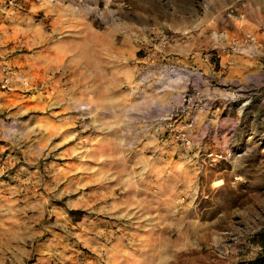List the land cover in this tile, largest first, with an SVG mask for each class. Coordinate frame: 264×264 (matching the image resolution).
<instances>
[{"label":"rangeland","instance_id":"obj_1","mask_svg":"<svg viewBox=\"0 0 264 264\" xmlns=\"http://www.w3.org/2000/svg\"><path fill=\"white\" fill-rule=\"evenodd\" d=\"M21 1L49 42L68 40L63 62L87 68L79 97L67 95L74 121L43 143L61 139L68 154L52 167L54 151L4 168L15 187L13 208L0 209L3 262L103 264L120 251L134 264L155 249L170 264H251L264 253V0H53L73 13L62 22L48 0L0 2ZM163 44L164 58L145 67ZM172 63L186 66L188 84L154 75ZM52 70L50 96L55 77L68 79ZM191 85L201 108L186 146L161 119ZM21 124L10 131L23 150L41 145L40 130Z\"/></svg>","mask_w":264,"mask_h":264},{"label":"crops","instance_id":"obj_2","mask_svg":"<svg viewBox=\"0 0 264 264\" xmlns=\"http://www.w3.org/2000/svg\"><path fill=\"white\" fill-rule=\"evenodd\" d=\"M52 2L53 0H48L46 3L49 5L45 4L44 6L41 5V7H47V5L50 9L53 7L52 11L57 13V17L54 20L55 22H57V20L61 22L67 20V14L70 16L73 15L70 8H65L63 10L61 4L57 2L53 4ZM3 4V2H0V65L1 61L5 60L7 64L15 70L19 77L25 78L31 83L34 82L38 84V82H44V86L48 85L42 92H25L21 86H19V83L16 82L15 89L12 92H0V152L2 153L0 154V209L2 208L7 216L8 209L10 207L13 208L14 198L10 196L14 195L13 187H15L8 182L6 183L4 180L5 173H14V171L7 170L13 168L17 161H21V158L23 160H31L33 163L37 162L40 158L45 159L46 156L43 157L42 155L46 151L55 152V159L46 160L44 162L52 167L59 163L60 158L68 154L67 146L62 148L63 144H60L61 139L54 141L55 146L51 148L49 147L51 144L45 146L43 143L45 140L50 142L53 136V128L62 130L63 127H67L74 121V116L69 112L70 106L67 95L71 92L70 94L73 95V98L79 97L78 91L84 81L85 72H83V70L87 68V63L75 59L74 61L63 62L62 58L67 50L68 43L66 41L68 40L49 42L47 33L40 26L41 22L34 20L32 15H27L24 1L18 3L15 7H3ZM152 66L153 65L145 67ZM185 67L186 66L176 65L174 63H172L171 66H159V71L156 70L154 75L158 72L160 73V71L164 69L171 70L173 78L170 79L169 82L172 83L174 81L173 83H178V72H180V70L186 71ZM56 68L64 70L68 79L66 77H64V79H57V77H55L54 81L56 83L51 85L55 95L50 96L49 93H51L52 90H48L50 84L49 80H47L49 77L48 73L53 76L55 71L52 69ZM60 70H57L60 75H57L58 77L62 76ZM144 82H150V85L153 87L155 85L154 83H160L162 79L160 77L154 78V76L150 78L141 76L137 84L143 85ZM61 85L66 86L64 91L60 89ZM44 91L45 94L43 93ZM152 91L157 90L152 88ZM176 102L177 98L174 103ZM170 103L174 104L172 101H169V104L164 107V110H166L168 105H171ZM57 114L61 116H57ZM16 122L25 123L30 125V127L33 125V130H40L38 139L40 142L42 141V144L40 145L38 142H35L29 149L23 150L22 142H20L19 137L15 138L13 132L10 131L11 127ZM159 123L160 122L155 121L157 128ZM47 147H49V150H47ZM4 168H7V170ZM4 225L6 226V224ZM8 241H10V238L8 239L6 235L0 234V244H8ZM3 247H6V245ZM0 251V264H5L3 260H5L7 253L6 251ZM107 255L106 257L104 256L103 264H127L128 258H124L120 251H112ZM61 257H66V255L64 254ZM122 259L125 260L121 261ZM167 259L168 257L164 256V253H159L155 249H149L137 252L134 264H166Z\"/></svg>","mask_w":264,"mask_h":264},{"label":"built area","instance_id":"obj_3","mask_svg":"<svg viewBox=\"0 0 264 264\" xmlns=\"http://www.w3.org/2000/svg\"><path fill=\"white\" fill-rule=\"evenodd\" d=\"M7 4L13 5L14 3H17L19 0H6ZM164 47L165 44L159 45L157 47H153L152 49H149V53L147 57H144V62L147 58L148 61H150V64H147V66L155 65L160 59L164 58ZM146 63V62H145ZM161 75L169 76L173 78L171 74V70H161ZM178 77H180L179 80H181L184 84H188L189 75L187 76L185 74L184 70H180L178 72ZM19 83V86L25 91H31L34 90V86L32 83H29L24 78L19 77L18 74H16L15 70L7 64L5 60L1 61L0 65V92H12L15 89V83ZM193 85V82H192ZM191 85V86H192ZM40 87H44L43 83H40ZM193 87V86H192ZM195 101L197 104L193 106V102ZM192 102V103H191ZM201 92L198 87H193L191 93L183 92L180 95V98L177 100L176 103L169 105L166 110L163 118L161 121H163L165 124V130L167 132L176 133L174 134L175 140H181L186 146H189L191 141L188 136H186V133L183 129H186L187 127H191L192 125V118L190 116L191 110L197 109V106L199 105V108H201ZM193 106V107H192ZM184 117V124L180 125L178 122V119L180 117ZM188 117L190 118V121L187 122ZM212 154H209L211 156ZM217 157H221L218 155H213L212 160L216 161Z\"/></svg>","mask_w":264,"mask_h":264},{"label":"trees","instance_id":"obj_4","mask_svg":"<svg viewBox=\"0 0 264 264\" xmlns=\"http://www.w3.org/2000/svg\"><path fill=\"white\" fill-rule=\"evenodd\" d=\"M251 264H264V253H261L258 255L252 262Z\"/></svg>","mask_w":264,"mask_h":264},{"label":"bare ground","instance_id":"obj_5","mask_svg":"<svg viewBox=\"0 0 264 264\" xmlns=\"http://www.w3.org/2000/svg\"><path fill=\"white\" fill-rule=\"evenodd\" d=\"M224 183H223V181H221V180H217V181H215V182H213V186H222Z\"/></svg>","mask_w":264,"mask_h":264}]
</instances>
